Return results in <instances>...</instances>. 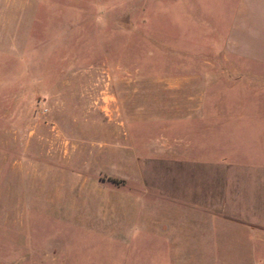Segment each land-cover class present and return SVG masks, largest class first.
<instances>
[{
	"label": "rangeland",
	"instance_id": "374dc122",
	"mask_svg": "<svg viewBox=\"0 0 264 264\" xmlns=\"http://www.w3.org/2000/svg\"><path fill=\"white\" fill-rule=\"evenodd\" d=\"M0 264H264V0H0Z\"/></svg>",
	"mask_w": 264,
	"mask_h": 264
}]
</instances>
